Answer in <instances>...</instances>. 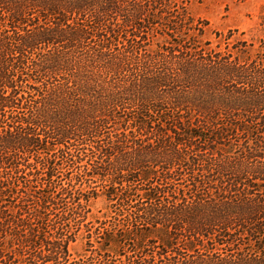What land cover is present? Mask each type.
Segmentation results:
<instances>
[{"label": "trees", "instance_id": "1", "mask_svg": "<svg viewBox=\"0 0 264 264\" xmlns=\"http://www.w3.org/2000/svg\"><path fill=\"white\" fill-rule=\"evenodd\" d=\"M128 6L133 8L123 0H0V128L26 130L10 132L7 135L10 146L0 145V152L39 149L50 155L59 148V166L68 164L73 168L74 157L79 160L83 156L93 157L101 163L93 168L94 175L103 179L112 176L108 199L134 208L131 225L135 227L146 216L154 228L163 224L157 231H163L167 249L176 248L180 234L167 230L171 223L179 225L176 230L180 227L194 238L187 252H196V242L202 245L214 236L227 238L225 243L237 248L236 257L189 259L179 264H264V127L253 131L245 128L257 123L251 115L264 108V96L249 88L252 84L243 80L247 79L245 73L232 72L235 69L232 66H223L220 70L227 69L241 83L247 82L248 87L240 89L230 82L213 80L217 67H208L206 60L199 61L197 57L183 58L188 62L182 64L183 74L211 78L210 82L159 76L155 78L156 84L148 82L143 88L131 82L122 90H113L117 85L111 82L112 76L124 71V65L128 67L127 59L115 53L114 43L121 34L125 36L128 26L135 31L146 28L139 22L143 21L144 10L133 14ZM116 16L123 18L124 26L110 25ZM134 36H131L133 40ZM95 38H99L98 43L90 46L88 40ZM127 41L129 48L131 41ZM157 60L145 57L137 63L147 69L157 67ZM103 75H109L111 81H101ZM173 92L176 94L171 95ZM125 104L136 107V113L127 115L123 111ZM221 116L246 121L211 128L225 125L218 122ZM108 125L126 128H104ZM129 125L138 128H128ZM260 125L264 126V119ZM134 129L146 138L153 130L161 135L167 131L166 138L164 135L158 140L155 138L154 143L141 145L137 143L139 139L133 138L137 132ZM233 130L255 135L254 144L240 147L241 153L236 159L229 157L234 153L233 148L223 142L235 134ZM169 133L173 137H167ZM196 139L203 141L197 144ZM201 153H210L212 157L198 158ZM201 164L205 165L206 172L197 182L194 172ZM2 165L12 163L0 161V169L5 167ZM42 165L46 174L42 180L50 187L43 201L48 203L56 197L57 187H53L56 165L50 158ZM183 176L190 178L189 193L195 190L196 200L194 196L190 201L186 197L180 199L185 190L177 188ZM193 178L195 182L190 183ZM1 181L0 258L5 257L2 253L7 244L20 240L19 235L23 237L24 253L27 247L36 251L40 248L41 233L32 228L30 219L22 218L21 212L13 217L8 214L11 210H6L3 202L9 186ZM208 184L207 190L218 185L221 192L207 196L198 189L200 186L204 190ZM17 188L18 184L13 186L15 191ZM145 203H148L146 208ZM39 223L42 229L51 225L47 218H39ZM19 229L25 234H19ZM129 229L121 228L113 235V239L118 237L117 246H126L130 240ZM135 233L141 239L135 247L143 249L146 233L141 230ZM60 235L62 239L67 236ZM38 236L40 240L36 239ZM245 239L249 244H245ZM61 243L56 249L64 247L67 253V247ZM244 245L254 249L245 251ZM191 253L187 257H195ZM176 254L181 252L178 250Z\"/></svg>", "mask_w": 264, "mask_h": 264}, {"label": "rangeland", "instance_id": "2", "mask_svg": "<svg viewBox=\"0 0 264 264\" xmlns=\"http://www.w3.org/2000/svg\"><path fill=\"white\" fill-rule=\"evenodd\" d=\"M123 2L133 6L132 9L128 6L133 14L136 10H141V12L144 10L143 21L139 22L144 24L146 28L135 31L134 28L128 26L125 36L121 34L117 39L118 41L116 40L114 43L115 53L122 54L127 59L128 67L124 65V71L114 74L111 78L112 81L109 79V75H103L100 79L115 83L117 87L113 90L117 91L119 88L122 90V87L130 85L131 82L138 83L143 88L148 82L154 81L153 84H156L155 78H159V76L161 79H164L163 76H165L170 79L180 78L187 81L191 78L197 82H210L211 78L200 79L196 75L192 78L193 74L191 76L183 74L182 64L188 63L183 58L197 57L199 61L206 60L205 63L208 67H217L213 80L224 83L230 82L231 86L235 84L241 87L240 89L248 87L247 82L241 83L236 77L230 75L227 69L220 70L223 66H232L235 68L232 72L245 73L247 79L243 80H248L253 86L249 88L260 96H264V0H123ZM115 23L120 27L125 25L121 16H116L110 20V25L115 26ZM133 35H135L134 40L131 37ZM109 36L108 33L107 37L109 38ZM101 38L105 39L102 36ZM127 39L131 41L132 47L128 48ZM98 41L99 38H95L93 41L88 40V44L92 46ZM145 57L158 58L157 67L152 64L155 68L150 66L144 69L141 63H137ZM173 94L176 93L173 92L171 95ZM123 106V111L127 115L137 111V108L131 107V105L125 104ZM251 116L257 119L253 121L257 123L245 128H252L253 131L264 127L260 125L264 119V108ZM240 121L245 122L246 120L230 117L225 119V116H221L218 122H224L225 125L218 124L211 126V128H225L227 124H240ZM131 126L127 127L138 128ZM104 128L126 127L108 125ZM193 130L203 131L202 128H194ZM156 131H151L150 135L147 136L149 138L137 131L133 138L139 139L138 144L146 145L154 143L155 138L157 140L163 138L167 132L165 131V134L161 135L159 131ZM10 132L16 134L17 132H26V130L0 128V145L10 146L7 142V135ZM231 132H235V134L229 135L223 142L226 146L233 148L232 152L234 153L229 157L236 159L241 153L240 147L254 144L255 135L252 133L247 135V133L239 130ZM169 136L173 137V134L169 133L167 137ZM259 136L262 134L260 133ZM202 141L195 140L197 144ZM0 153L2 163H12L11 166L2 165L5 167L0 169L1 182H5L9 186L8 189L4 187L7 189L8 196L4 198L3 205L6 206V210L10 208L11 211L8 214L12 217L17 212H21L22 218L27 221L30 219L32 228L41 233V240L39 236L36 238L40 240L38 242L40 248H37L36 251L31 247H27L28 251L25 253L21 250V238H23L21 235H19L21 237L19 241L5 244L6 247L2 253L5 257L0 258L2 264H133L134 262L179 264L187 262L189 259L198 260L211 257L216 259L238 255L237 248H231L225 243L227 238L218 236L204 240L202 245L196 242L197 251L194 253L187 252V248L192 245L191 242L194 241V238L189 237L183 229V231L180 230V227L179 230H176L178 224L167 225L164 223L168 226L167 230L171 234L180 233L176 248L171 251L163 244V231H157V229H162L163 224L154 228L149 225V217L145 215V220L139 222L138 227L131 225V219H134L132 216L134 208L115 204L108 199L107 193L112 189L109 180L112 179V176L103 179L100 175H94L93 168L96 164L100 165L101 163H98L99 160L93 157L83 156L81 160L74 157L76 164L73 168L69 167L68 164L59 166V156H61L59 148L50 155L45 154L42 150L39 151V149H32L30 152L10 149ZM210 157H212L210 153H206V155L201 153L198 156V158L203 159ZM48 158L51 162H55L57 172L56 176L53 177V187H57L54 194L56 197L53 198L52 202L49 201L50 203L43 201L46 200L50 187H48V183L45 184L42 180L46 176L43 174L45 171L42 170V163L43 161L46 162ZM254 163L256 162L254 161ZM103 164L102 167L105 166V163ZM98 172L102 173V169H99ZM186 172L183 171L182 173L189 174ZM203 172H206L205 165L201 164L194 172L197 182L203 179ZM183 177L184 180L180 179V185L177 188V190H185L184 196H180V199L186 197L190 201L194 196L196 200L195 195L198 196V194H195V190L191 194L189 193V190H192V186L187 185L190 178ZM193 182H195L194 178L191 179L190 183ZM17 184L18 191H15L13 186H17ZM208 186L210 184L204 190L200 186L198 189H201V192L207 196L210 194L216 196L221 192L218 185L207 190ZM10 191L12 193H9ZM170 199L172 198L170 197ZM147 204L145 203L143 206L146 208ZM39 218L40 220L47 218L51 225L47 229H42L41 223L38 224ZM127 227L130 228L128 232L130 233V240L127 241L125 247L117 246L115 240L118 237L113 239V235H116L115 233L119 229ZM137 230L146 233L147 239L143 243V249L135 247L136 243L141 242L135 233ZM18 231L19 234H25L20 229ZM60 234L67 236L62 239ZM109 236L112 241L109 240ZM248 242L249 240L245 239V244ZM59 243L67 247V253H64V247L63 250L56 249ZM244 246H246L245 251L254 249L251 245ZM178 250L181 255L176 254ZM189 252L195 257H187L186 254ZM159 254H163V256H159Z\"/></svg>", "mask_w": 264, "mask_h": 264}]
</instances>
